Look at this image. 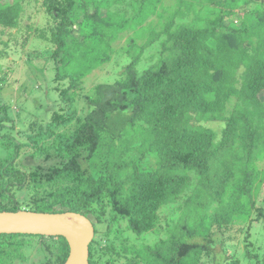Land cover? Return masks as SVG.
<instances>
[{
  "label": "trees",
  "instance_id": "obj_1",
  "mask_svg": "<svg viewBox=\"0 0 264 264\" xmlns=\"http://www.w3.org/2000/svg\"><path fill=\"white\" fill-rule=\"evenodd\" d=\"M25 6L0 0V33L18 25ZM40 6L50 20L23 29L45 38L43 50L53 47L50 80L58 96L45 117L37 108L21 113L17 96L12 108L0 94L6 148L0 211L23 209L14 195L26 188L34 189L30 204L40 209H24L84 214L94 226L88 264H99L105 239L98 224L123 218L137 235L160 232V208L173 204L179 216L165 223V236L140 247L121 242L104 264H252L251 257L264 264L257 252L243 256L245 263L238 255L220 261L209 249L216 229L237 223L249 240L250 228L264 222L256 202L264 183L257 162L264 160V8L246 12L241 0H40ZM124 36L120 75L94 84L78 103L81 78L110 60ZM141 59L152 62L139 70ZM3 83L0 76V92ZM210 120L223 121L216 139ZM17 121L25 125L19 137L12 135ZM25 149L57 159L45 170H22L15 158ZM36 238L44 254L38 264L65 261L62 236L0 233V264L27 259L22 248Z\"/></svg>",
  "mask_w": 264,
  "mask_h": 264
},
{
  "label": "rangeland",
  "instance_id": "obj_2",
  "mask_svg": "<svg viewBox=\"0 0 264 264\" xmlns=\"http://www.w3.org/2000/svg\"><path fill=\"white\" fill-rule=\"evenodd\" d=\"M25 1L28 3H25ZM25 1L22 0L23 5L26 4V6L23 10V14L20 15L18 25L10 29H4L3 32L0 33V68H2L4 73L2 74L0 72V76H4V85L0 94L7 104L10 102L12 108L15 106L13 99L17 96L16 105L21 113L24 112L26 107L32 113L34 108H37V110H35L36 113H39L41 116L43 114V116L47 117L49 110L53 108L54 98H57L58 96L55 88H52L55 83L53 80H50L55 73V60L48 55V49L51 50L53 47L49 46L50 43H47V47L43 50L42 47H45V38L39 37L36 39V34L34 32H27L23 28L26 24L42 25L44 22L49 21L50 18L47 17V13L44 12L43 8L40 6V0L34 2H32V0ZM241 1L245 5L246 12L254 14L257 10H262L264 8V5L262 4L264 0ZM166 4H168V1H166ZM74 30L77 32V26L74 27ZM125 37L126 36L122 37L119 41H116L118 44L116 45V50L110 60H105L103 63L95 66V69H91V72L89 71L83 78H81L82 81L79 82L80 86L78 87V90L74 89V91L79 92L77 95L78 99L76 98L78 103L82 104L83 96L87 94L94 84L112 82L120 75L123 64L126 62V58L121 52H119V48L124 45ZM42 50L46 53H43ZM153 52H155V49H153ZM35 53H38L41 56L38 55L31 57V55H34ZM79 53V51H76V55H81ZM152 59H150L149 62L141 59L137 63V68L141 70L142 68L147 67L148 64H151ZM47 89L49 96H46ZM260 98L264 99V93H261ZM205 124L214 129L217 134L215 139L218 138L223 126V121L210 120ZM15 125L12 135L19 137L17 130L25 125L18 121L15 122ZM5 151L6 148L0 145V157L5 154ZM56 159V157L34 158L30 156L28 150L25 149L21 150L16 156L15 163L16 166L22 170H26V167L29 166H39L45 170L51 166ZM143 159H145L144 161L146 162L150 161V163H152L149 157H144ZM257 162L259 165L262 164L264 166V160H257ZM22 191L24 192L18 193L16 191L14 195L15 199L21 204V208L33 207L34 209V207H37L40 209L38 206H31L30 204L33 199L29 196L35 192L34 189H29L27 192L26 188L25 190L23 188L19 192ZM256 202L258 204L261 203L264 209V183L260 186V193L256 198ZM57 208L58 207H56V209ZM106 213L107 212L103 214V218L106 222H109ZM159 214L161 216L160 226H163L162 228H159L160 232L147 231L137 235L127 227V223L123 218L117 220V223L111 225H108V223L107 225L98 224L106 242V244L103 242L100 246L101 251L99 253H103V256L100 257L98 263L104 264L110 253L118 248L121 242L127 245L140 247L142 244H152L159 241L161 237L165 236V231L168 227L165 223L167 222L170 225L173 224L174 220L179 216V209H176L173 204H167L160 208ZM239 226V224L235 223L227 226L228 228L222 227L216 229L215 233L211 235L213 246L209 247V249L216 259L220 261L225 258V260H230V257L233 255H238L241 261L247 263V259H244L243 257L246 256L247 253L253 254L254 252H257L260 258L264 256V222L258 225L259 227L254 226L253 228H250V241L244 239L246 230L243 228L242 231H239ZM225 236L229 237L224 243H221ZM40 242L41 238H36L32 241L31 245L26 246L25 244L23 246L22 250L27 255V259H23L20 262L19 257L14 256L13 261L10 262L11 259L6 261V258H4V261H6L5 264H38L44 256L43 252H40L38 249ZM249 242H251V244H249ZM223 248L225 249L224 252ZM251 259L252 264H254L256 259L254 257H251ZM226 263L227 262L224 261V264ZM112 264L120 263L114 261Z\"/></svg>",
  "mask_w": 264,
  "mask_h": 264
},
{
  "label": "water",
  "instance_id": "obj_3",
  "mask_svg": "<svg viewBox=\"0 0 264 264\" xmlns=\"http://www.w3.org/2000/svg\"><path fill=\"white\" fill-rule=\"evenodd\" d=\"M0 233L62 236L69 248L62 264H88L89 244L94 236V227L87 216L75 211L16 209L0 211Z\"/></svg>",
  "mask_w": 264,
  "mask_h": 264
},
{
  "label": "clouds",
  "instance_id": "obj_4",
  "mask_svg": "<svg viewBox=\"0 0 264 264\" xmlns=\"http://www.w3.org/2000/svg\"><path fill=\"white\" fill-rule=\"evenodd\" d=\"M94 227V226H93ZM94 237V236H93Z\"/></svg>",
  "mask_w": 264,
  "mask_h": 264
}]
</instances>
